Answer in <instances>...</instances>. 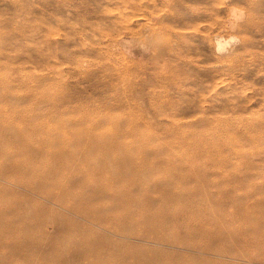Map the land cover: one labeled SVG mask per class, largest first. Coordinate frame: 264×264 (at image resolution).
<instances>
[{"label": "rangeland", "instance_id": "374dc122", "mask_svg": "<svg viewBox=\"0 0 264 264\" xmlns=\"http://www.w3.org/2000/svg\"><path fill=\"white\" fill-rule=\"evenodd\" d=\"M263 96L264 0H0L1 151L17 131L76 141L95 126L85 142L115 144L85 146L87 165L94 150L143 156L178 191L202 188V210L230 215L264 200ZM14 179L1 184L25 193ZM253 238L194 258L136 245L168 263L263 264Z\"/></svg>", "mask_w": 264, "mask_h": 264}, {"label": "bare ground", "instance_id": "6f19581e", "mask_svg": "<svg viewBox=\"0 0 264 264\" xmlns=\"http://www.w3.org/2000/svg\"><path fill=\"white\" fill-rule=\"evenodd\" d=\"M94 128L70 132L76 141L18 131L5 138L11 146L0 150V264H175L164 261L171 255L162 248L186 249L184 257L194 258L190 253L205 250L231 254L224 244L246 247L251 235L250 244L264 245V200L237 202L230 215L214 213L202 210L211 199L200 198L202 188L188 190L183 183L187 191H178L169 173L141 164L143 156L94 150L86 156L98 164L87 165L79 155L85 146L115 144L85 142ZM10 177L25 193L1 184ZM136 243L161 249L146 251Z\"/></svg>", "mask_w": 264, "mask_h": 264}, {"label": "clouds", "instance_id": "9594fccd", "mask_svg": "<svg viewBox=\"0 0 264 264\" xmlns=\"http://www.w3.org/2000/svg\"><path fill=\"white\" fill-rule=\"evenodd\" d=\"M224 49L223 48H218L217 51H223Z\"/></svg>", "mask_w": 264, "mask_h": 264}]
</instances>
